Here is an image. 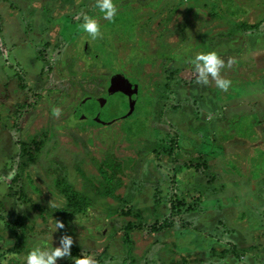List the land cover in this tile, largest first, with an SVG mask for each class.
<instances>
[{
    "label": "rangeland",
    "instance_id": "1",
    "mask_svg": "<svg viewBox=\"0 0 264 264\" xmlns=\"http://www.w3.org/2000/svg\"><path fill=\"white\" fill-rule=\"evenodd\" d=\"M113 3L107 21L94 0H0V264H23L27 252H6L21 218L28 250L68 234L72 256L104 264H264V0ZM85 13L100 25L94 40L78 27ZM80 38L100 63L80 59ZM46 43L48 64L35 61ZM213 50L227 65L226 92L196 80L191 58ZM116 71L130 82L110 88ZM87 94L112 96L95 107L99 120L75 117ZM116 111L123 118L114 122ZM32 138L38 148L22 170L21 143ZM152 142L166 147L151 151ZM111 155L125 160L123 200L93 188L94 202L63 229L53 232L52 216L35 219L39 206L64 205L57 177L81 191L88 176L98 187L101 159ZM155 222L163 228L153 232Z\"/></svg>",
    "mask_w": 264,
    "mask_h": 264
},
{
    "label": "trees",
    "instance_id": "2",
    "mask_svg": "<svg viewBox=\"0 0 264 264\" xmlns=\"http://www.w3.org/2000/svg\"><path fill=\"white\" fill-rule=\"evenodd\" d=\"M253 27H255V26L247 25V26H245V29H252ZM48 47H49V44L46 43L42 47L38 48V52L43 54ZM36 57L38 59L35 61L40 62V60H39L40 57H38V56H36ZM43 66L44 65H42V67ZM224 67H227V65L225 64ZM222 69H224V68H222ZM42 71L43 70L40 69L38 76H41V74L44 73ZM26 74H28V72H24V75H26ZM27 79H28V77L26 75L25 80H27ZM25 80H24V77L22 76V79L20 81L21 82L20 85H22L23 88H24V81ZM140 87H142V85L138 84L137 88H140ZM88 96H92V95H90V94L84 95V97L81 99V101L79 103L82 110L85 108L81 104V102ZM106 96H104V97H106ZM95 97H97V96H95ZM99 97H101V96H99ZM137 100H138V98H136V101ZM133 107L135 108L134 105H133ZM78 114H76L75 117L77 120H81V119L77 118ZM51 136H52V134H51ZM46 137H47V135H46ZM139 137L140 136L135 135L134 141H136V139H138ZM21 144H22V157H21V161H20V169L23 170L26 168L27 164L35 157L33 150L31 148L37 149L38 147L34 146V145H36L35 138L22 141ZM159 147L165 148L166 146L161 147V146H158L157 143L152 142L151 145H149L147 148L150 149L151 151H156ZM111 156L113 158H115V160L112 161L111 159H109L107 157L101 159V166L99 167V173L103 177V180H99L98 183H100V184L98 187L95 186L94 179H91L88 176H87V178H85L86 182H85L83 189L81 191L77 190V188L71 182H69L66 178L61 177V176L57 177L54 181V185H55L56 190L59 192V194L64 197V201H65L64 205L60 206V207L51 208L50 210H48L46 207L39 206V207H37L39 211L36 212L34 215L35 219L38 218V219H40V220H38L39 222L45 221L46 224H48L50 221L49 219H47V215H48V216H52L51 219L53 222L50 225L51 227H53L55 225L57 220L61 221L65 225L70 224L71 221L73 220L74 216H76V215L79 216L82 213H84L86 208L88 206H90L92 204V202H94L95 199L93 197H91V195L88 193V191L90 189H93V188L95 189L96 196H98L99 198H113L115 200H123L120 195L116 194V190L122 185L121 178L118 176L117 173L123 172L125 160H120L119 157H117L116 155H114V156L111 155ZM103 165H105L107 168L103 167ZM195 167H197V170H200L199 169L200 166L196 165ZM109 169H110V171H108ZM22 170H20V171H22ZM20 175H21V173L17 175V178H16L17 180L19 179ZM37 189L40 191L39 193L43 192L40 188H37ZM174 202L183 204L186 201H185V199L184 200L175 199ZM34 204L37 205L39 203H34ZM16 225L20 228V231H16V226L12 225L11 233L13 234L15 241L12 242L13 245L10 249H6L7 250L6 252H8V253L12 252L14 254H15V252H17L18 254L19 253L23 254L24 252L28 251V249H26L25 241H27L26 240L27 236L31 235V231H30L29 226L27 225L25 218H21V219L17 220ZM165 225H167V224H165ZM149 226L151 227L153 232L159 231L163 228L160 225H158L157 222H155ZM40 228H42V227L39 226V229ZM131 240H132V238L130 237V239H128L127 241H131ZM24 248L26 250H22ZM98 251H103V250H98ZM93 259L95 260L96 264H102V263L104 264V262H105L99 256H97ZM10 261H12V259ZM61 264H63V262H61Z\"/></svg>",
    "mask_w": 264,
    "mask_h": 264
},
{
    "label": "clouds",
    "instance_id": "3",
    "mask_svg": "<svg viewBox=\"0 0 264 264\" xmlns=\"http://www.w3.org/2000/svg\"><path fill=\"white\" fill-rule=\"evenodd\" d=\"M94 4L100 17L104 20L111 21L117 14V6L113 3V0H94ZM78 27L90 39L94 40L101 35L100 25L95 16L83 14ZM191 63L196 73L197 83L207 85L211 80L214 82L216 89L222 92L228 91L232 82L220 75L221 69L225 66V61L216 51L196 52L191 58ZM228 64L231 65V60L228 61ZM51 111L53 116H58L60 110L53 108ZM63 228L64 224L57 220L53 232ZM72 244L73 238L68 234L61 235L59 243L55 246L53 243L49 246L41 241L27 251L23 264H57L58 259L62 257H67L71 264H96L91 256H72Z\"/></svg>",
    "mask_w": 264,
    "mask_h": 264
},
{
    "label": "water",
    "instance_id": "4",
    "mask_svg": "<svg viewBox=\"0 0 264 264\" xmlns=\"http://www.w3.org/2000/svg\"><path fill=\"white\" fill-rule=\"evenodd\" d=\"M89 50H91V47H88ZM116 81L121 82H130V79L127 78L122 72L116 74ZM115 85L114 80H111L110 87H113ZM100 103H112V96L108 94L106 97L101 96V97H95V96H88L86 97L81 104L85 107V112H81L80 114L77 115V118L79 119H94V120H99L97 113L95 112V107L97 104ZM134 111V107L132 109ZM121 118V114L119 112H115L114 115L112 116V120L115 121L117 119Z\"/></svg>",
    "mask_w": 264,
    "mask_h": 264
},
{
    "label": "flooded vegetation",
    "instance_id": "5",
    "mask_svg": "<svg viewBox=\"0 0 264 264\" xmlns=\"http://www.w3.org/2000/svg\"><path fill=\"white\" fill-rule=\"evenodd\" d=\"M165 11V10H164ZM30 26L31 28V23H25V27ZM105 39V38H104ZM88 40V39H87ZM86 38H84V40L81 41V38L78 42V47H77V53L79 54V57L81 59V56L83 59H85L87 62L89 63H100L101 61V56L100 54H98V52H96V50L94 49V47L91 44V41H87ZM104 42L110 46V48H114V44L112 45V42L109 39L104 40ZM25 47V46H24ZM88 47H91V50L88 49ZM50 48V47H49ZM45 53V52H44ZM43 53V54H44ZM43 54H41L40 57V62H43L45 64H48L50 62V59H52V56H50V58L48 57V55L45 56V58L43 56ZM36 56H38V50L36 52ZM35 56V60H37L38 58ZM46 68L48 69V71L50 72V74L52 73V69H50L49 65H46ZM121 71H116L114 72L113 75V80H117L116 79V74L120 73ZM126 76V75H125ZM127 77V76H126ZM111 82V81H110ZM138 98V97H136ZM117 112V111H116ZM115 113V112H114ZM121 118H123V116L121 115ZM126 119V118H125Z\"/></svg>",
    "mask_w": 264,
    "mask_h": 264
},
{
    "label": "crops",
    "instance_id": "6",
    "mask_svg": "<svg viewBox=\"0 0 264 264\" xmlns=\"http://www.w3.org/2000/svg\"><path fill=\"white\" fill-rule=\"evenodd\" d=\"M246 31V30H245ZM244 30H243V32L242 33H240L241 35L245 32ZM237 36V35H236Z\"/></svg>",
    "mask_w": 264,
    "mask_h": 264
}]
</instances>
